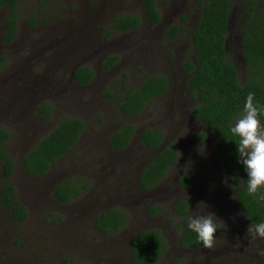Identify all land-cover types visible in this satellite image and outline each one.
<instances>
[{"label":"rangeland","instance_id":"1","mask_svg":"<svg viewBox=\"0 0 264 264\" xmlns=\"http://www.w3.org/2000/svg\"><path fill=\"white\" fill-rule=\"evenodd\" d=\"M53 1L21 0V26L17 41L11 45L4 42L3 25L7 11L0 13V59H5V66L0 71V127L12 134L6 145L16 164L12 182L17 199L30 213L26 223L17 225L10 218V210L0 204V264H131L130 247L134 238L151 229L161 231L170 246L161 264H200L205 253L215 250L219 242L224 244V231L217 230L212 248L204 251L182 248L180 235L183 220L174 217L172 199L186 197L191 200L189 215L211 212L217 218L212 200L217 195L215 199L218 201L223 186L227 187L224 183L225 171L216 163L214 141L204 147L193 143L195 135L208 129L192 126L189 121L188 114L192 113L197 102L192 101L190 93H187L185 86H188V78L181 71V63L189 58V35L193 33L190 28L199 18L197 3L210 0H156L164 21L158 28L149 26L146 21L142 7L144 0ZM240 1L233 0L235 11L228 56L237 69L240 84L245 85L249 81L248 70L244 59L239 56L236 39L242 17ZM104 5L108 6V12L90 20L94 13L106 9ZM116 14H138L143 20L142 27L139 31L103 39L105 33L102 31L111 22L110 15ZM57 16L58 19L64 17L62 22L71 27L81 26L82 31H71L75 39L82 35L83 40L91 37L100 42L95 46L99 49L91 58H88L89 53L80 58L87 60L82 64L95 74V80L89 87L82 88L70 79L72 66L71 62H67L70 58L68 54L59 48L48 49L47 44L41 46V38L45 36L43 26L39 28L40 35L32 28L25 32L26 27H31L32 17L43 18L44 22H40L46 23L48 28ZM86 25L90 30L85 28ZM171 26H180L184 37L168 44L163 40L162 33ZM88 30L90 33L84 34ZM97 35L102 36L98 38ZM22 40L28 43H22ZM145 44L151 45L154 50L148 51ZM77 57L74 55V59ZM109 57L117 58L118 63L111 69H105L104 64ZM22 72L27 76L21 78ZM152 76H163L170 81V95L153 101L137 118L120 115L117 105L126 91L121 83L136 88ZM51 84L55 88L50 87ZM109 93L111 97L107 98ZM37 99L39 103L30 107ZM43 105L51 109L49 116L39 113L38 108ZM178 108L182 117L175 123L173 111ZM64 116L82 120L85 123L83 135L48 175L38 178L28 176L23 169V159L57 127ZM126 125L137 128L135 139L124 151L115 152L109 146L110 136ZM179 125L184 126L179 128L180 131ZM147 129L161 132L165 137V147L176 143L181 152H191L189 157L195 162L192 169L201 178L198 188L182 194L168 176L152 192L141 189L139 172L152 156L151 150L140 143V134ZM200 149H205L204 154ZM176 168L168 175L176 174L182 166ZM126 169L131 170L129 180L117 184ZM75 178L90 180L93 189L70 204L60 203L55 198V186ZM221 183L220 189L216 190V185ZM3 184L0 163V191ZM126 184H131V187L124 189ZM205 191L209 192L207 196L210 199L202 196ZM232 197L228 193L222 196L224 207L234 205ZM154 205L168 206V211L159 216H149L148 210ZM109 209L127 211L132 224L116 236L104 237L96 231L95 219ZM203 261L211 264L210 261Z\"/></svg>","mask_w":264,"mask_h":264},{"label":"trees","instance_id":"2","mask_svg":"<svg viewBox=\"0 0 264 264\" xmlns=\"http://www.w3.org/2000/svg\"><path fill=\"white\" fill-rule=\"evenodd\" d=\"M20 0H0V12L9 10L6 29L9 32L6 42L11 43L16 37L18 21V7ZM246 12H251L242 26L241 51L248 70V83L241 85L235 65L229 60L227 53V36L233 13L232 0H210L201 2L199 8V23L193 31L191 42L194 60L183 63V71L188 76V89L198 100L193 108V118L202 125L210 128L216 137V152L220 164L226 169L232 188L238 191L237 204L243 214L253 223L264 222V201L247 192V175L243 166L238 163L236 137L232 136L230 127L235 118L242 112L249 92L255 93L254 103L264 106V0H245ZM258 4L259 9L255 8ZM144 16L153 25L161 22V14L157 10L156 0H144L142 4ZM256 13V15H254ZM138 14H128L117 17L110 28V34L115 31L128 32L137 30L142 24ZM36 24V19L30 23ZM184 32L180 26H171L165 31L168 41L179 38ZM1 64L4 58H1ZM118 63L115 57H109L104 64L105 69H111ZM75 82L81 86H88L94 80V72L82 67L74 73ZM120 82V81H117ZM124 84V83H123ZM125 86V94L118 102L117 112L129 118H137L144 113L154 99L161 97L168 91V79L163 76L147 78L136 88ZM107 98L111 97L109 93ZM39 113L49 116L51 109L43 105ZM264 123V112L258 117ZM85 130V123L80 119L62 117L57 127L43 138L35 148L23 159L24 172L33 178L48 175L54 165L64 158L77 144ZM137 128L126 125L110 136L109 146L115 152L124 151L135 139ZM12 139L8 129L0 127V163L4 184L0 191V204L10 210V218L15 224H24L30 213L17 199L16 187L12 182L16 164L7 152L6 145ZM165 137L159 131L150 129L140 134V143L148 150L154 151L164 144ZM207 140L206 134L195 138L196 144H203ZM179 150L176 143L166 146L142 167L139 184L146 192L155 190L168 176V172L179 163ZM130 169L120 175L117 184L129 180ZM234 177V179H231ZM199 182L197 176L186 174L180 179V185L187 189ZM131 187L126 184L125 187ZM93 189L92 182L86 178L65 180L55 186V198L62 204H70ZM261 191H264L262 189ZM173 215L183 217L181 223L183 232L180 235L182 247L204 248L198 241L196 234L187 228V217L190 203L184 198L172 199ZM168 211V206L154 205L148 210L149 216H159ZM132 220L125 210L109 209L102 212L95 219L96 231L104 237H113L131 226ZM19 244V242H16ZM170 246L163 233L151 229L139 235L132 244V264H161Z\"/></svg>","mask_w":264,"mask_h":264},{"label":"flooded vegetation","instance_id":"3","mask_svg":"<svg viewBox=\"0 0 264 264\" xmlns=\"http://www.w3.org/2000/svg\"><path fill=\"white\" fill-rule=\"evenodd\" d=\"M50 1L54 2L53 0H50ZM61 1H65V0H61ZM112 1H114V0H112ZM27 3L29 5L31 3V1L27 2ZM39 3H40L41 6H44L42 2H39ZM142 4H143V2H142ZM240 4H241L240 13H241L242 17H241L240 27H238V30L236 31V34H237L236 39H237L238 46H239V56H241L244 59V62H245V58L243 57V55L241 53V51L243 50L241 30H242V26H244V24L246 22V19L252 13L251 12H246L247 9H246L245 0L240 1ZM20 5H21V0H20V3H19L18 10H17L18 11V21H17V26H16V37L11 43H7L6 42V37H7L8 33H9L7 31V29H6V24L8 23V19L7 18H8V14H9L10 11L7 10V9H4V10H2L0 12V13H2L4 11H7V18L5 19V22H4V25H3L4 31H5V39H4L5 41L4 42H5L6 45L14 44L17 41L16 38H17L18 33H19V27L21 26V24H19V21H20V17H19ZM197 5H198V8H200V3H197ZM104 6L106 7V9L103 8L102 11L94 13V15H92L90 20H96L97 18H100L101 15L104 12H106V11L108 12V9H107L108 6H106V5H104ZM156 7H157V10H158L157 2H156ZM255 8L259 9L258 4H256ZM197 11L199 12V9ZM233 11H235V6L233 7ZM105 15H107V13ZM254 15H256V13H254ZM110 16H111V22L102 31V33H105L103 35L104 36L103 39L110 38L111 36H116L118 34H129V33L135 32V31H139V29L142 27V24H141V26L137 30H132V31H128V32L115 31L111 35L110 34V31H111L110 28L112 27V25L114 23V20L117 17H119L120 15L116 14L115 16H112V15H110ZM232 17H233V13L231 15L230 26H229V29H228L227 44H226L227 53H228V44H229L230 40L232 39V36H231V34H232V31H231ZM30 18H31V13H29V18L28 19H30ZM33 19H36L35 26L34 27H26L25 28V32H28L32 28L33 30L37 31L39 33V35H40L41 33H40L39 28L41 26H43V28L45 30L44 31L45 32V36L41 38L42 39L41 46L44 47V44H47L48 49H49V47H51V48H59L61 52H64V53L68 54L70 56V58L67 59V62H71V66H72V72H71L72 75L70 76V79L71 80H75L74 79V73L78 69H80L82 67H86L82 63L84 61H87V60L83 61L82 59H80L81 56L87 55L89 53V57L88 58H91V55L96 53L95 50L99 49V47H95V46L98 45L100 42L98 40H95V39L91 38V37H88L85 40H83L82 35L78 38V40L75 39L74 35L71 34V31L76 33V32L82 31V28H81V26L80 27H75V26L71 27L69 24H66V23L62 22L64 17L58 19V16H57L58 20L55 19L54 23L50 24V26L48 28H47V24L46 23L44 25V24H42L40 22L41 20L44 22L43 18L38 19L36 17H32L30 23L32 22ZM57 21L59 23H57ZM163 22L164 21H163L162 17H161V22L159 24H157V25H153L152 23H150L148 21L149 26H152L154 28L160 27ZM198 23H199V18H198V21L196 22V24L194 26H192L190 29L192 31L197 29ZM85 28L90 30V28L87 25L85 26ZM89 30H88V32H86L84 34L88 35L90 33ZM83 32H84V30H83ZM192 35H193V33H192ZM192 35H189L190 49L188 51V55H189L188 60H194L195 61L194 55L192 56L190 54L192 52V50H193V45H192V42H191ZM100 36H102V35H97L98 38H101ZM162 36H163V40L166 43L172 44L174 42H177L179 39H183L182 36L184 37V32L179 33V38H177L174 41H168L166 39L165 31H164V33H162ZM67 42H68V44H66ZM22 43H28V41L22 40ZM146 48H147L148 51H153L154 50V48L151 45H146ZM29 49H34V48L30 47ZM45 49H47V48H43V50H45ZM74 55L78 56L77 59H74ZM4 61H5V59H4ZM0 62H1V60H0ZM78 62H81V63L78 64ZM45 63H48V62L45 61ZM81 65H83V66H81ZM4 66H5L4 64H0V71L3 70ZM183 66H184L183 63H181V71L184 73ZM87 68H89V67H87ZM101 68H102V66H101ZM89 69H91V68H89ZM26 76L27 75L25 74V72H22V74L20 75L21 78L26 77ZM185 76H186V78H188V76L186 74H185ZM94 80H95V78H94ZM94 80L92 81V83L94 82ZM75 83L78 86L82 87V88L83 87H89L92 84L91 83L88 86H81L77 82H75ZM52 85L53 84H51L49 86L52 87V88H55ZM121 85H124L123 82L121 83ZM125 85H127V84H125ZM169 85H170V81L168 80V91H167V93L163 94L159 98L154 99L153 101L169 96L170 93H171ZM185 88L187 89V93H190L191 98H192L191 100L195 101V102H198V100L194 99L195 97L193 98V95H192L191 91L186 86H185ZM28 102H30V101H28ZM38 103H39V101L37 99L30 107H34ZM179 109L180 108H178L175 111H173V121L175 123L178 122L180 120V118L182 117V113H179ZM26 110H27V108H26ZM127 118H129V117H127ZM188 118H189V121L191 122L192 126H201L203 128H207L208 129V131H206L204 133L195 135L193 137V143L196 144L195 143V138L198 137L199 135H202V134H206L207 140L203 144H198V146L204 147V146H206L207 143H209V142H211V140H213L214 141V150H215V153H216V163L221 169H223L225 171V178L228 177L226 169L220 164L219 159L217 157L215 133L210 128H208V127L202 125L201 123L197 122L193 118L192 113L188 114ZM131 119H133V118H131ZM182 127L184 128L183 125H179L178 126V130L180 131L179 128L182 129ZM176 148L178 149L179 145L176 146ZM179 151H180L179 152V155H180L179 163L176 166H174L173 168H175V167L179 168L181 166H182V168L179 169L176 174L171 173L168 176H170L172 181L175 183L173 186H176L177 190L181 191L182 194H187L188 192H192L196 188L199 187V185L201 183V178H200V174L196 170L192 169L195 166V162L192 161V159L189 157L191 152L184 153L183 151L181 152V150H179ZM173 168H171V170L168 172V174L170 172L174 171V170H172ZM186 174H191V175L197 176L199 178V182L197 184L192 185L191 187H189L187 189H183L181 187V185H180V179L183 176H185ZM225 178H224V180H225ZM221 185H222V183L220 185H216V190H219ZM208 193H209L208 191H205L202 194V196L206 197L207 199H210L207 196ZM227 193L231 194V195H233L234 193L236 194V198L234 200L235 202H234L233 206L231 204H229L230 206H226V207L223 206L222 196L224 194H227ZM216 197H217V195H215L214 196V200H212L213 203H215L212 206V208L218 215V217L216 218L217 219V227H218V229H223L224 233L222 235H225L223 237L225 242H223L224 244H221L219 242V246L215 250H211V251L205 253L203 255L202 259L205 260V261H210L211 264H264V239L257 238L255 240H253L250 236L246 235L249 225L251 223H253V222L250 221L243 214V212L240 210V208H239V206L237 204L238 191H236V190H234L232 188L229 179H228L227 187L223 186L222 191L219 193L218 201H216V199H215ZM179 198H181V197H178L177 199H179ZM184 199H186L190 203V207H191L192 201L187 199L186 197H184ZM217 203H220V204H217ZM188 216H189V213H188ZM174 217L184 220L183 217H177V216H174ZM156 219L157 218H151V220H156ZM183 231L184 230L182 228V232ZM180 245H181V243H180ZM182 248L193 249L195 251H204V250L207 249L205 247L202 248V249H195V248L190 247V246L182 247ZM203 260L200 261V264H206Z\"/></svg>","mask_w":264,"mask_h":264},{"label":"clouds","instance_id":"4","mask_svg":"<svg viewBox=\"0 0 264 264\" xmlns=\"http://www.w3.org/2000/svg\"><path fill=\"white\" fill-rule=\"evenodd\" d=\"M254 99L255 93L249 92L243 110L232 123L230 132L232 136L236 137L234 142L236 144L238 163L243 166L247 175V192L257 197L259 201H264V191H261L264 189V123H261L258 118L259 114L264 112V106L254 103ZM204 151L205 149L203 151L200 149L201 154H204ZM228 179L226 177L224 180L226 185L228 184ZM231 179H234V177ZM232 198H236L235 193ZM201 204H205V202H201ZM187 228L196 234L198 241L205 248L214 246L218 230L215 213L207 212L204 215H189L187 217ZM246 235L253 240L257 238L264 239V222L251 223ZM131 251L132 248L130 247V257Z\"/></svg>","mask_w":264,"mask_h":264},{"label":"water","instance_id":"5","mask_svg":"<svg viewBox=\"0 0 264 264\" xmlns=\"http://www.w3.org/2000/svg\"><path fill=\"white\" fill-rule=\"evenodd\" d=\"M165 148V145L163 144L159 149H157V150H154V151H151L152 152V156H151V158L149 159V161L151 160V159H153V157H155L157 154H159L160 152H162L163 151V149ZM148 161V162H149ZM142 233V232H141ZM140 233V234H141ZM139 234V235H140ZM139 235H137L135 238H137ZM133 243V242H132ZM131 248H132V246H131Z\"/></svg>","mask_w":264,"mask_h":264}]
</instances>
